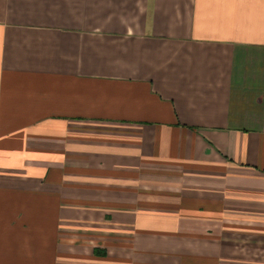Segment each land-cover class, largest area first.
<instances>
[{
	"label": "crops",
	"instance_id": "crops-1",
	"mask_svg": "<svg viewBox=\"0 0 264 264\" xmlns=\"http://www.w3.org/2000/svg\"><path fill=\"white\" fill-rule=\"evenodd\" d=\"M0 264H264V0H0Z\"/></svg>",
	"mask_w": 264,
	"mask_h": 264
}]
</instances>
